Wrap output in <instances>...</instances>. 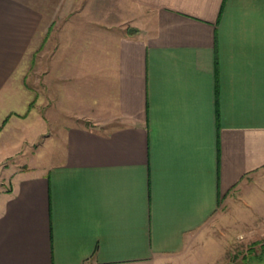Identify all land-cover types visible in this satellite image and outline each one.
<instances>
[{
  "label": "crops",
  "instance_id": "crops-1",
  "mask_svg": "<svg viewBox=\"0 0 264 264\" xmlns=\"http://www.w3.org/2000/svg\"><path fill=\"white\" fill-rule=\"evenodd\" d=\"M39 98L67 116L0 199V264H188L264 172V0H0V141Z\"/></svg>",
  "mask_w": 264,
  "mask_h": 264
},
{
  "label": "rangeland",
  "instance_id": "rangeland-1",
  "mask_svg": "<svg viewBox=\"0 0 264 264\" xmlns=\"http://www.w3.org/2000/svg\"><path fill=\"white\" fill-rule=\"evenodd\" d=\"M34 70V74L40 73L39 67ZM28 82L41 93L37 81ZM40 99L35 100L34 111L27 121L26 114H18L17 124L8 132L10 137L3 136L0 141V199L11 191L16 177L23 171L42 170L57 157L54 139L60 131L54 127L64 122L67 115L55 103L54 114L48 116L46 102L37 103ZM26 106L20 109L26 110ZM22 120L26 123L22 124ZM260 200L263 206L258 209ZM186 261L188 264H264V172L247 178L243 188L223 201L217 214L202 227Z\"/></svg>",
  "mask_w": 264,
  "mask_h": 264
}]
</instances>
